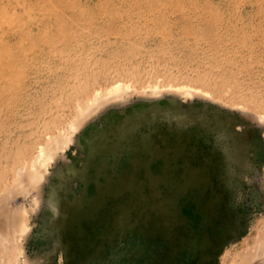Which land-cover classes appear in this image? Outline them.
<instances>
[{
	"label": "rangeland",
	"instance_id": "1",
	"mask_svg": "<svg viewBox=\"0 0 264 264\" xmlns=\"http://www.w3.org/2000/svg\"><path fill=\"white\" fill-rule=\"evenodd\" d=\"M263 245L264 0H0V264Z\"/></svg>",
	"mask_w": 264,
	"mask_h": 264
},
{
	"label": "bare ground",
	"instance_id": "2",
	"mask_svg": "<svg viewBox=\"0 0 264 264\" xmlns=\"http://www.w3.org/2000/svg\"><path fill=\"white\" fill-rule=\"evenodd\" d=\"M5 98H6V97H5ZM87 107H88V106H87ZM21 228H22V227H21ZM22 229H23V228H22ZM24 230H25V228H24ZM256 235H257V234H256ZM259 245H260V243H259ZM259 245H258V246H259ZM259 247H260V246H259ZM259 247H258V248H259ZM263 247H264V245H263ZM263 247H262V248H263ZM258 248L256 249V251L258 250L257 252L260 253L261 250H260V252H259V249H258ZM260 249H261V248H260ZM257 252H256V256H254L255 258H257V254H258ZM254 257H253V258H254ZM258 257H259V255H258ZM255 258H254V259H255ZM252 263H253V262H252Z\"/></svg>",
	"mask_w": 264,
	"mask_h": 264
}]
</instances>
